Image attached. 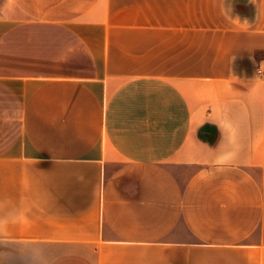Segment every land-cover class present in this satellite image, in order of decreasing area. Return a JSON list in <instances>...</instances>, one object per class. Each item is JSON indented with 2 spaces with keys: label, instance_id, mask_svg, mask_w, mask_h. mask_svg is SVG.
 I'll list each match as a JSON object with an SVG mask.
<instances>
[{
  "label": "crops",
  "instance_id": "0c3cea01",
  "mask_svg": "<svg viewBox=\"0 0 264 264\" xmlns=\"http://www.w3.org/2000/svg\"><path fill=\"white\" fill-rule=\"evenodd\" d=\"M0 264H264V0H0Z\"/></svg>",
  "mask_w": 264,
  "mask_h": 264
}]
</instances>
